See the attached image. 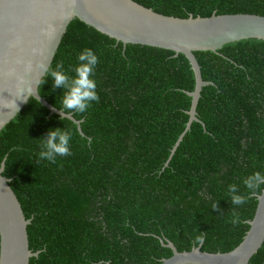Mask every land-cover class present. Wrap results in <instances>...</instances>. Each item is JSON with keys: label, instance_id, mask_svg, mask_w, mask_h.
<instances>
[{"label": "trees", "instance_id": "obj_1", "mask_svg": "<svg viewBox=\"0 0 264 264\" xmlns=\"http://www.w3.org/2000/svg\"><path fill=\"white\" fill-rule=\"evenodd\" d=\"M165 16L186 19L251 14L264 17V0H133ZM91 48L99 102L85 113L62 109L66 89L49 75L62 63L74 76L78 54ZM204 81L194 122L196 87L188 59L168 50L128 45L74 20L39 87L56 109L35 99L0 132V167L11 179L28 227L30 264H161L173 251L192 250L205 233L203 252L228 253L250 229L264 185L242 206L229 185L248 195L243 180L264 173V41L196 52ZM72 134L70 156L39 160L49 131ZM6 158V159H5ZM217 207L212 208L213 204ZM250 264H264V244Z\"/></svg>", "mask_w": 264, "mask_h": 264}, {"label": "water", "instance_id": "obj_2", "mask_svg": "<svg viewBox=\"0 0 264 264\" xmlns=\"http://www.w3.org/2000/svg\"><path fill=\"white\" fill-rule=\"evenodd\" d=\"M106 35L124 50L140 45L184 55L194 72L196 87L187 93L192 98L185 132L172 150L180 146L198 118L197 107L204 87L213 85L203 79L196 52H218L224 46L243 40L264 41V17L251 14L216 15L182 19L165 16L133 0H0V101L16 99L19 110L0 104V132L16 118L30 99L46 107L51 115L69 119L81 129V121L56 109L39 92L64 35L72 21ZM46 66V67H43ZM5 160L0 167V264H30L41 251L30 249L28 227L22 205L3 176ZM258 206L243 242L228 253L198 251L179 252L167 240L162 244L173 251L161 264H250L264 244V190L257 195Z\"/></svg>", "mask_w": 264, "mask_h": 264}, {"label": "clouds", "instance_id": "obj_3", "mask_svg": "<svg viewBox=\"0 0 264 264\" xmlns=\"http://www.w3.org/2000/svg\"><path fill=\"white\" fill-rule=\"evenodd\" d=\"M78 64L74 69L75 75L72 76L64 70L62 63L56 65L55 70H51L49 75L54 79L55 87L66 89L62 98V109L74 110L77 113H85L92 106L93 102H99L100 96L97 91L98 84L95 79L96 67L99 63L97 54L91 48H85L78 54ZM46 67V66H43ZM3 107L19 110L16 99L0 101ZM71 132L64 129L50 130L48 137L42 141L43 148L38 153L39 160H47L55 163L58 156H70L71 152ZM6 159V158H5ZM243 184L248 189V195L240 194L236 184L229 185L231 204L242 206L256 194L261 185H264V173L256 171L248 175ZM217 207L213 204L212 208ZM205 233L201 232L192 241L193 251H198L204 245Z\"/></svg>", "mask_w": 264, "mask_h": 264}]
</instances>
